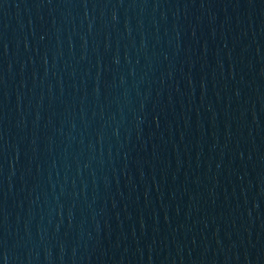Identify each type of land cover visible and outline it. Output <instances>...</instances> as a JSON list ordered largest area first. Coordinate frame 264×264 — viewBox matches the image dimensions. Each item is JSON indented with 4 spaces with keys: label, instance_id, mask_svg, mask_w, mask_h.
<instances>
[{
    "label": "water",
    "instance_id": "water-1",
    "mask_svg": "<svg viewBox=\"0 0 264 264\" xmlns=\"http://www.w3.org/2000/svg\"><path fill=\"white\" fill-rule=\"evenodd\" d=\"M0 264H264V0H0Z\"/></svg>",
    "mask_w": 264,
    "mask_h": 264
}]
</instances>
